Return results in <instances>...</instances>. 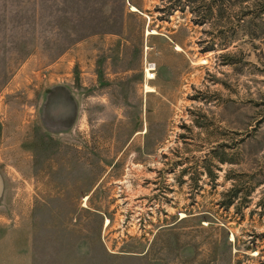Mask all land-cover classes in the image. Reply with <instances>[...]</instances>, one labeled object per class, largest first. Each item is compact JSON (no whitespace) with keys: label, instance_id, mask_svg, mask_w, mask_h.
I'll return each mask as SVG.
<instances>
[{"label":"rangeland","instance_id":"1","mask_svg":"<svg viewBox=\"0 0 264 264\" xmlns=\"http://www.w3.org/2000/svg\"><path fill=\"white\" fill-rule=\"evenodd\" d=\"M0 171L80 261L264 264V0H0Z\"/></svg>","mask_w":264,"mask_h":264},{"label":"crops","instance_id":"2","mask_svg":"<svg viewBox=\"0 0 264 264\" xmlns=\"http://www.w3.org/2000/svg\"><path fill=\"white\" fill-rule=\"evenodd\" d=\"M7 198L0 171V264H95L92 254L80 261L79 253L75 257L66 253L57 223L40 222L38 236L29 217L17 223V219L10 216L11 203ZM133 261L143 264V257L113 256L104 252L102 264H133Z\"/></svg>","mask_w":264,"mask_h":264},{"label":"bare ground","instance_id":"3","mask_svg":"<svg viewBox=\"0 0 264 264\" xmlns=\"http://www.w3.org/2000/svg\"><path fill=\"white\" fill-rule=\"evenodd\" d=\"M130 8H131V10L132 11H138V9L134 6V5H130ZM154 32V31H153ZM176 49H179V46L177 45L176 46ZM147 72V71H146ZM149 74V73H148ZM151 91H154V88H152L151 86H148V85H146L145 86V92H151ZM144 92V93H145ZM87 199V197H85L84 198V200H86ZM108 219H106V221H105V225H108ZM231 237L233 238V236L231 235Z\"/></svg>","mask_w":264,"mask_h":264},{"label":"built area","instance_id":"4","mask_svg":"<svg viewBox=\"0 0 264 264\" xmlns=\"http://www.w3.org/2000/svg\"><path fill=\"white\" fill-rule=\"evenodd\" d=\"M148 65H149V66H148L146 69H147V72H148V73L150 72V74H148L147 77L150 79V78L153 77V73H152V71L154 70V66H152L150 63H148Z\"/></svg>","mask_w":264,"mask_h":264}]
</instances>
